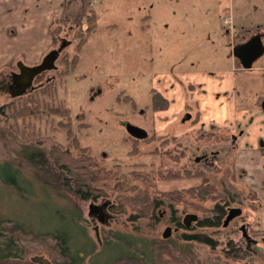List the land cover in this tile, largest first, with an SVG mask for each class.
Returning <instances> with one entry per match:
<instances>
[{
  "label": "rangeland",
  "instance_id": "rangeland-1",
  "mask_svg": "<svg viewBox=\"0 0 264 264\" xmlns=\"http://www.w3.org/2000/svg\"><path fill=\"white\" fill-rule=\"evenodd\" d=\"M79 1L80 5H77L75 12L55 21L52 26V30L60 26L59 35L72 39L67 47L71 55L75 53L78 43L74 39L78 22L83 21L88 13L85 9L88 0ZM175 1L163 0L159 6L161 9L153 15V11L149 10L158 0H90L89 5L97 14V32L84 46L76 71L57 81L56 102L70 109L75 136L82 146L91 149L95 164L90 170L96 180L99 179L98 187L106 195L98 200L82 201L50 182L39 180L38 172L25 163L27 155L40 149L33 143L35 139L29 138L32 151H23L22 146L28 138L22 136L19 126L0 114V222L8 221L6 225L19 222L36 233L57 231L68 234L73 251H79L83 257L79 264H112L114 258L125 249L126 242L147 247L153 240H164L163 234L169 227L172 232L167 240L203 264H234L224 257L230 240L236 241L239 247L251 249L254 254L252 261L264 264V243L260 238H254L256 244L244 236H250L247 227L256 217L259 218L256 226L263 228L262 210L259 215L252 212L254 203L248 192L251 187L247 181L241 180L248 176L247 168L244 171L246 174L236 170L240 151L231 145V137L241 134L243 128L248 131L252 128L253 133H258L257 124L255 127V122L250 118L254 116L247 118L232 115L229 111L230 97L223 100L222 105H215L209 93L206 100L207 95L199 94V84H207L206 78L194 79L198 87H195V91L192 87L186 91L188 96H184L187 106L184 113L175 114L171 111L173 106H177L175 103L159 112H153L150 108L152 89L160 91L169 85V81L172 84L170 76H174L180 83L186 80L180 78V74L191 71H207L210 74L232 72L239 111H250L263 103L264 55L255 62L252 69L238 70L232 65L231 54L235 44L250 39H241L233 30L264 23V8L260 9L257 4L259 0H234L236 7L232 10L230 0H192L185 5H178ZM178 7L192 8L190 19L184 17V12L179 13ZM223 12L224 18L220 20ZM150 15L152 18H148ZM72 27L75 29L72 30ZM38 41L40 44L34 45L35 50L40 45L45 47L47 41L42 24L33 43ZM60 44L55 42L53 49H49L46 55L59 48ZM23 46L26 45H0V64L3 65L0 67V108L12 101L4 85L9 81L11 72H18V63L35 67L46 56L34 65L26 53H18L14 61L4 63L5 59ZM57 67L56 71L38 77L35 87L39 88L49 79L56 78L61 69L59 60ZM163 74L165 78H156ZM180 84L185 89L189 87L185 81ZM176 90L173 88L168 93L175 94ZM192 92L195 99H192ZM177 96L176 103H179L182 95ZM199 96L201 98L198 99ZM126 97H131L132 101L126 100ZM219 98L223 97L217 96L216 101H220ZM205 100L207 103H204ZM176 108L173 110H178L179 106ZM56 120L51 123V119L45 118L36 122L41 131L39 137L42 149L49 150L56 141L67 144L66 133L53 129ZM263 120L260 119L261 122ZM130 126L145 132L136 147L129 139L132 137ZM248 131L246 136L250 134ZM212 136L216 138L211 139ZM151 137L148 143L146 139ZM256 142L254 137H250L252 146H256ZM260 143L264 146V141ZM134 149L136 153L130 154ZM205 152L208 155L218 153V157L206 163L203 160ZM7 161L13 162L14 166L7 167ZM116 165L121 167L117 168ZM186 170L194 174L205 172L208 181L219 190L217 197L227 191L238 194V202L242 199L244 204L235 203L232 208H241L243 217L235 219L222 232L215 229L194 231L191 230L192 226L190 230H180L172 224V213L165 206L157 210L156 223L138 217L141 211L136 210L130 200L140 199L146 192H150L153 198H159L163 192L158 194L156 187L166 192L180 191L182 201L175 206L176 216L183 219L189 214L198 215L199 219L212 217L214 207L223 204L226 199L221 197L201 201L191 196L187 189L200 185V179L166 178L175 173L183 177ZM258 197L263 200V197ZM121 201L124 202L122 210H116L115 205ZM91 203L107 205L104 213L112 216L107 224L97 223L101 244L94 231L96 225L89 218ZM136 216L139 221L131 224L130 219ZM184 233L211 237L217 245L212 248L189 243L182 238ZM106 243L108 247H105ZM20 248L26 249L29 260L45 259L52 264L43 243L21 238L13 244L0 227V257L21 256Z\"/></svg>",
  "mask_w": 264,
  "mask_h": 264
},
{
  "label": "trees",
  "instance_id": "trees-1",
  "mask_svg": "<svg viewBox=\"0 0 264 264\" xmlns=\"http://www.w3.org/2000/svg\"><path fill=\"white\" fill-rule=\"evenodd\" d=\"M88 0L85 9L87 15L83 21L78 22V29L74 39L78 42L75 48V53L70 54L67 52V48L62 52L59 59L61 66L60 72L56 78L49 79L42 86L35 89L33 92L26 96L14 98L9 103L0 108V114L5 115L7 120L13 122L16 126H19L22 136L28 138L25 140L27 143H23V151H32L29 141L31 138L35 139L33 142L37 144L40 149L32 151L31 155L26 156L25 163L31 166L39 174V180L47 181L53 185L59 187L61 190L69 195H73L82 201L98 200L100 197L106 195L103 189L98 187V181L95 178L93 172H91V166L93 163V156L91 155V149L84 147L80 143L79 139L75 136L72 124V116L70 109L66 108L62 104L56 102L57 94V81L63 76H69L73 74L80 61V54L87 44L89 39L97 32V14L96 11L89 5ZM85 28V29H84ZM72 30L75 28L72 27ZM60 26L52 30V34L55 38V42L59 44L64 37L59 35ZM257 32H264V28H241L237 30V34L241 39L251 38ZM66 39V38H64ZM72 40V39H71ZM71 40H68L71 44ZM63 67V68H62ZM42 76V75H41ZM40 76V77H41ZM126 100L132 101L131 97H126ZM170 106V102L160 92L155 89L150 91V108L153 112H159L167 110ZM51 119V123L55 119L56 125L54 130L64 131L67 135V144H60L56 141L49 150L42 149V140L39 135L41 131L36 125L37 121L43 119ZM198 120V119H197ZM49 122V120H48ZM47 122V123H48ZM196 122V121H192ZM50 123V124H51ZM30 138V139H29ZM177 139V137H175ZM216 136H212L211 139H215ZM133 142V146H137L139 140L134 137H129ZM146 139V141L151 140ZM154 140V139H153ZM41 145V146H40ZM29 146V147H28ZM264 154V149L261 151ZM24 152H21L23 154ZM135 149L130 154H135ZM7 167L14 166L13 162H5ZM135 166V165H134ZM120 168V165H116ZM136 172V170H133ZM133 172V173H135ZM182 177L181 174H169L166 176L168 179L180 180L182 178L187 179H200V185L187 189V192L201 201L217 200L218 198L226 199L223 204H218L214 207L212 217L201 218L192 225L191 230H224V222L228 216V211L233 207L235 203L243 205L242 199L238 202L239 195L233 191L223 192L221 196L217 197L218 188L211 184L208 180L205 172L193 173L186 170ZM158 194L163 192L159 198H153L150 192H146L142 198H136L130 200L132 206L136 210H140L138 215L140 218H148L156 223L158 220L157 210L161 207H167L172 213V224L180 230H190L185 227L184 219L176 216L177 211L175 206L181 203L182 196L180 191L161 190V188H155ZM249 196H251L252 212L259 215L262 210V202L259 199L256 192L249 188ZM219 194V192H218ZM232 199V200H231ZM124 202L121 201L118 205H115L116 210H122ZM197 212H203L195 209ZM138 217H132L130 219L131 224H135L139 221ZM243 217V214L240 219ZM257 218V219H256ZM254 218V221L249 224L247 229L249 230L250 238L255 241L254 238H260L264 243V229L257 227L258 217ZM8 221H1L0 227L8 234L11 243L16 244L21 238H31L43 243L46 248L47 254L51 258L52 264H79L83 261V257L80 256L79 251H73L70 242L71 238L64 232H45L36 233L26 228V226L19 222H14L12 225H6ZM243 228V227H242ZM182 238L189 243H199L209 247L216 246V241H212L211 237H206L202 234L190 235L184 233ZM53 241V242H51ZM109 241V240H107ZM257 244V241H255ZM109 243V242H108ZM106 243L105 247H108ZM228 251L224 254L225 259L228 262L234 264H257L252 261L254 258L253 251L245 247H239L236 241L230 240L226 247ZM21 256H2L0 257V264H37L33 263L28 258V252L25 248H20ZM112 264H203L201 261L194 258L192 255L182 251L180 247L174 244L171 240H153L148 243L147 247L143 244L136 245L135 243L126 242L125 249L114 258Z\"/></svg>",
  "mask_w": 264,
  "mask_h": 264
},
{
  "label": "crops",
  "instance_id": "crops-1",
  "mask_svg": "<svg viewBox=\"0 0 264 264\" xmlns=\"http://www.w3.org/2000/svg\"><path fill=\"white\" fill-rule=\"evenodd\" d=\"M163 0H158V2H154V5L152 4V8H150L149 12L153 11L151 14L154 15L156 13V10L158 11L159 6L162 4ZM181 1V2H180ZM187 1L192 0H176L175 2L180 4H186ZM180 2V3H178ZM221 4V3H220ZM231 7L234 9L236 7V4L234 0H230ZM238 4L240 5L241 2L238 1ZM260 9L264 8V0H259L258 3ZM77 5H80L79 0H0V45L4 43V45H7L9 43L15 44L18 43L19 45H26L23 46L22 49L14 50L16 53L11 54L7 59L4 60V63L6 61L10 62L17 57L18 53H26L28 55V59L32 61V63L37 65L40 63V61L43 59V57L46 55L47 51L49 49H53V45L55 44V38L52 34V26L54 25L55 21H59L63 18H67L69 14H72L75 12ZM158 6V8H156ZM178 12L183 13L184 17L189 18L192 15V8H182L178 7ZM37 13V14H35ZM151 17L148 16V18ZM152 18V17H151ZM224 18V12L222 13V17L220 20ZM43 26V31L45 33V36L47 38V41L44 43L45 47H42L40 45L39 49L35 50L34 45L40 44L39 41L36 43H33V41L37 38L40 26ZM220 32H222L221 24H220ZM226 27V26H225ZM254 27L258 28H264V23L261 25H257ZM253 28V27H250ZM241 29V28H239ZM143 30L145 28L143 27ZM148 30H150V26L148 27ZM238 30V29H237ZM234 34H237L236 28L233 30ZM257 34H262V41L264 44V32H257L253 36ZM238 35V34H237ZM247 39V38H246ZM244 39V40H246ZM248 41V40H247ZM245 43V42H243ZM240 43V44H243ZM235 44V47L240 45ZM22 46H18L20 48ZM25 48V49H24ZM13 50V48H11ZM13 52V51H12ZM231 62L235 69L242 70L245 69L241 62L234 56V54H231ZM2 56V53L0 51V57ZM14 61V60H13ZM255 64V63H254ZM253 64V66H254ZM8 65V64H7ZM3 66L0 64V67ZM252 66V68H253ZM251 68V69H252ZM7 69V68H6ZM250 70V69H247ZM9 71V70H8ZM11 72V71H10ZM180 78H186L185 83H188L189 87L185 89L178 81L175 79L174 76H170V78L173 80L172 84L171 81H169V85L166 87L157 90L161 94H163L165 97H167L170 101L171 107L172 104L175 103L177 106H179V109L174 111L173 109H177V106H173L171 111L175 114L184 113L186 109V101L185 97L188 96L187 92L188 89L191 87L193 88V91H195L196 86V80L200 78L201 80L203 78L208 79L207 84L200 83L204 81H199V87L201 88L200 93L201 95H208L210 96V99L215 102V105H222V101L227 99V97H230L231 101V108H229V111L232 115H241L245 117H250L255 122L256 131L258 133H253L254 129L251 128V131L242 129L241 134L235 135L234 137H231V145L234 149H237L240 151L237 157V163H236V170L245 171V168H247V174L248 176L246 178H242V181H247V184L251 189L256 190L259 196L263 197V200L261 201L263 204L262 207V224L264 229V157L261 153V151L264 149V146H261L260 141H264V109H263V103L261 102L258 107H254L252 110L248 111H239L237 109V102L235 97L236 92V83L233 77L232 72H223V74H220L219 72H214L213 74L208 73L205 71L204 73H196L191 71L186 72L184 74H180ZM165 78V75H159L156 78ZM160 82V81H159ZM209 85V86H207ZM213 89H209V88ZM176 88L177 90L174 92L175 94H169L168 91L171 89ZM165 89V90H164ZM203 89V90H202ZM207 89L208 91H205ZM156 90V89H155ZM177 92V93H176ZM177 94H181L182 98L179 103H176V99H178ZM197 94V93H196ZM192 99H195V96L192 92ZM208 95L205 96V99L207 100ZM185 96V97H184ZM223 97L219 98L220 101H216V97ZM184 97V98H183ZM201 98L200 96L198 99ZM215 98V99H214ZM173 101H171V100ZM206 100L204 103H207ZM174 114V116H175ZM172 115V117H174ZM157 118V117H156ZM249 118V119H250ZM260 119L263 120V122L260 121ZM233 124L237 125L238 122H233ZM232 125V124H231ZM249 132L250 134L246 136V132ZM252 135V136H251ZM250 137H254L256 142V146H252L250 144ZM246 172H244L246 174ZM242 176V175H241Z\"/></svg>",
  "mask_w": 264,
  "mask_h": 264
},
{
  "label": "water",
  "instance_id": "water-1",
  "mask_svg": "<svg viewBox=\"0 0 264 264\" xmlns=\"http://www.w3.org/2000/svg\"><path fill=\"white\" fill-rule=\"evenodd\" d=\"M262 34H257L252 36L248 41L243 44H240L234 48V56L241 62L242 66L245 69H251L253 64L259 60L264 55V44L262 41ZM70 45V42L67 39H62L59 48L49 52L42 62L35 67H28L24 63H18V73L14 74L13 77V88L15 91L11 92L12 98H19L28 95L33 92L35 89V81L38 77L45 74L46 72L56 71L57 61L59 60L62 52ZM264 109V104H263ZM129 132L132 137L140 140L145 136V132L133 126L129 127ZM107 205H97L91 203L89 206V218L92 219L93 223L96 225L94 231L96 233L97 239L101 244L100 235H99V225L98 222L102 225L107 224L112 216L104 213ZM243 210L241 208H231L228 211V216L225 219L224 227H228L231 222L235 219L241 217ZM199 220V216L195 214L186 215L184 218V225L186 228H191L192 224ZM243 230V229H242ZM171 228H167L163 234V239L167 240L171 236ZM248 238L247 235H244ZM248 238L247 240H249ZM251 240V239H250ZM33 263L39 264H51L48 260L45 259H33Z\"/></svg>",
  "mask_w": 264,
  "mask_h": 264
},
{
  "label": "flooded vegetation",
  "instance_id": "flooded-vegetation-1",
  "mask_svg": "<svg viewBox=\"0 0 264 264\" xmlns=\"http://www.w3.org/2000/svg\"><path fill=\"white\" fill-rule=\"evenodd\" d=\"M18 73V72H16ZM13 77H14V74L11 72V75L9 77V81L4 85L7 89V93L11 96V92H14L15 91V87L13 88ZM12 97V96H11ZM13 99V98H12ZM218 153H212L210 155H208L206 152L203 154V160L206 162V163H209L211 162L212 160H214V158H217ZM197 161H199V159H197ZM110 215V214H109Z\"/></svg>",
  "mask_w": 264,
  "mask_h": 264
}]
</instances>
